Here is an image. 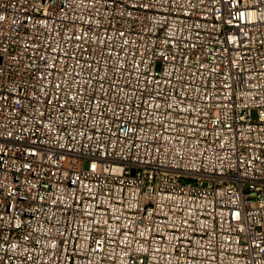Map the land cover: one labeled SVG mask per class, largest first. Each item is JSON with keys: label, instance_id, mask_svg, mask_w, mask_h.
Masks as SVG:
<instances>
[{"label": "built area", "instance_id": "obj_1", "mask_svg": "<svg viewBox=\"0 0 264 264\" xmlns=\"http://www.w3.org/2000/svg\"><path fill=\"white\" fill-rule=\"evenodd\" d=\"M0 264H264V0H0Z\"/></svg>", "mask_w": 264, "mask_h": 264}]
</instances>
